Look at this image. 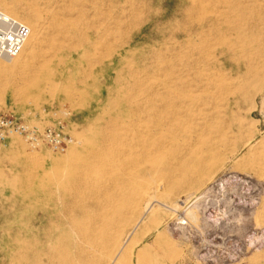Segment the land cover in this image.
I'll return each instance as SVG.
<instances>
[{"label": "rangeland", "instance_id": "1", "mask_svg": "<svg viewBox=\"0 0 264 264\" xmlns=\"http://www.w3.org/2000/svg\"><path fill=\"white\" fill-rule=\"evenodd\" d=\"M0 7V264H264V0Z\"/></svg>", "mask_w": 264, "mask_h": 264}, {"label": "built area", "instance_id": "2", "mask_svg": "<svg viewBox=\"0 0 264 264\" xmlns=\"http://www.w3.org/2000/svg\"><path fill=\"white\" fill-rule=\"evenodd\" d=\"M30 29L23 21L14 18L0 9V57L11 58L21 52ZM25 134L32 144L46 141L50 147L63 151L59 132L54 127L40 129L29 126L16 116H6L0 113V142L11 134Z\"/></svg>", "mask_w": 264, "mask_h": 264}, {"label": "bare ground", "instance_id": "3", "mask_svg": "<svg viewBox=\"0 0 264 264\" xmlns=\"http://www.w3.org/2000/svg\"><path fill=\"white\" fill-rule=\"evenodd\" d=\"M0 9L2 11H5V9L1 8ZM30 29V28H29ZM36 37H38V34L34 33L32 28L30 29V33L25 41V44L23 46V49L21 50V52L19 54H17L16 56L14 57H11V58H8V59H11L10 61H13L14 65L13 66H16L17 63L19 62L20 58L23 56V54L25 53V51L29 48V49H32L34 46H35V39ZM6 58V57H5ZM12 135H18L17 133H14Z\"/></svg>", "mask_w": 264, "mask_h": 264}]
</instances>
